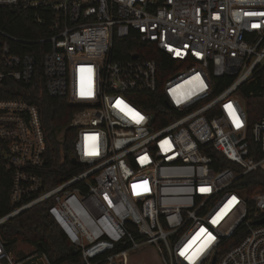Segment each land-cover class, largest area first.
<instances>
[{"label": "built area", "instance_id": "built-area-1", "mask_svg": "<svg viewBox=\"0 0 264 264\" xmlns=\"http://www.w3.org/2000/svg\"><path fill=\"white\" fill-rule=\"evenodd\" d=\"M1 9L26 11L38 34L0 26V93L25 90L40 67L46 92L74 107L84 168L41 191L39 108L0 96L14 205L0 225L45 202L84 264H264V191L239 181L264 170V114L251 125L239 92L264 72V0H0ZM151 53L173 71L163 76ZM158 90L169 109L145 95ZM34 259L53 264L42 248L13 258L0 237V264Z\"/></svg>", "mask_w": 264, "mask_h": 264}, {"label": "trees", "instance_id": "trees-1", "mask_svg": "<svg viewBox=\"0 0 264 264\" xmlns=\"http://www.w3.org/2000/svg\"><path fill=\"white\" fill-rule=\"evenodd\" d=\"M27 15L26 11L1 9L0 26L21 36H37L38 33L31 30L32 23ZM129 53L123 49L118 56L127 57ZM147 56L157 59L163 76L166 77L173 71V66L170 65L167 56L157 53H151ZM231 81V77L220 79L218 87L222 88ZM15 85L17 88L21 87L18 82ZM239 92L244 99L249 122L252 125L264 114V72H257L253 78L240 86ZM145 95H149L153 99V109L159 110L161 107L169 109V105L162 97L161 90L154 93L145 92ZM0 96H26L34 101L39 108L46 143L44 162L36 169V172L43 179L41 191L64 181L69 173L80 172L84 168L78 162L72 161L76 154L74 147L76 131L69 126V123L74 107L65 98L54 97L46 92L40 67L34 74V81L25 90L18 93L2 92ZM249 139L251 140V147L256 146L252 136ZM228 164L225 160L219 166ZM239 181L248 193L256 190L264 191V170L259 169L247 173ZM12 185V170L0 163V217L14 207L11 203ZM139 190V188L136 189V194ZM0 237L8 250L18 242H28L33 246V250L42 248L53 264H84L80 253H72L66 236L50 217L48 204L45 202L35 205L2 223L0 225ZM235 241L236 237L229 239L224 243L223 248H228Z\"/></svg>", "mask_w": 264, "mask_h": 264}, {"label": "rangeland", "instance_id": "rangeland-1", "mask_svg": "<svg viewBox=\"0 0 264 264\" xmlns=\"http://www.w3.org/2000/svg\"><path fill=\"white\" fill-rule=\"evenodd\" d=\"M32 250H33V246L30 243L18 242L10 248L9 252L13 258H19V257L29 253ZM157 263L160 264V262H157ZM28 264H44V261L38 262V261H35V259H34V260L30 261V263H28Z\"/></svg>", "mask_w": 264, "mask_h": 264}, {"label": "water", "instance_id": "water-1", "mask_svg": "<svg viewBox=\"0 0 264 264\" xmlns=\"http://www.w3.org/2000/svg\"><path fill=\"white\" fill-rule=\"evenodd\" d=\"M72 161L73 162H76L77 161V158L76 157H73L72 158ZM261 222H264V217L262 219L257 220V223H261ZM40 245H43V244L40 243ZM70 248H71L72 253H77V249H76V247L74 245H71ZM215 260H216V257H214V261L213 262H215Z\"/></svg>", "mask_w": 264, "mask_h": 264}]
</instances>
